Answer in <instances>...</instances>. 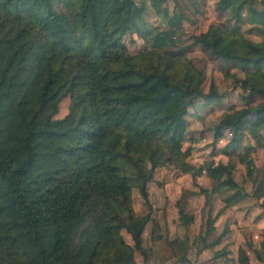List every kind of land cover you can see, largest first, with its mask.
<instances>
[{"label":"trees","instance_id":"1","mask_svg":"<svg viewBox=\"0 0 264 264\" xmlns=\"http://www.w3.org/2000/svg\"><path fill=\"white\" fill-rule=\"evenodd\" d=\"M147 1L156 11L165 2L0 0V264H137L134 251L146 255L148 225L150 241L160 240L148 183H157L166 165L210 182L187 190L202 195L208 206L192 241L197 252L221 242L224 233L210 237L224 208L246 197L264 201V166L252 156L264 149V72L263 82L241 81L244 107L223 113L211 128L214 152L230 133L220 148L227 160L194 166L191 148L183 150L184 140L195 141L188 116L196 114L190 110L199 99L209 105L222 94L213 82L205 90V69L190 59L181 74H173L131 54L126 33L164 53L179 36L178 14L168 18L167 28L146 24ZM260 1L262 10L254 0H216L215 9L236 23L247 10L261 40L222 23L194 35L192 45L256 73L264 60ZM255 93L262 99L249 105ZM66 97L68 112L56 118ZM237 164L243 167L240 183L234 178ZM134 188L148 208L144 214L134 210ZM215 195L223 208L211 216ZM178 218L185 228L195 221L182 208ZM167 244L175 261L189 262L182 240ZM248 259L239 247L234 264Z\"/></svg>","mask_w":264,"mask_h":264},{"label":"rangeland","instance_id":"2","mask_svg":"<svg viewBox=\"0 0 264 264\" xmlns=\"http://www.w3.org/2000/svg\"><path fill=\"white\" fill-rule=\"evenodd\" d=\"M135 1L139 3V0ZM215 2L216 0H165L159 11L154 10L149 1L146 2L147 10L143 13V18L150 27L167 28L169 17L173 14H178L180 17L177 29L179 36L176 38L175 45L169 48L170 52H167L170 56H167V53H164L163 50L152 49L136 34L126 33L123 36L124 43L139 62L160 64L173 74H181L190 59L197 67L205 69V90L213 82L222 94L219 100L211 102L209 105H204V100L199 99L193 109L190 110L192 114H196V116H188L190 136L195 141L184 140L183 150L188 151L191 148V155L188 159L194 166H198L211 158L215 162L221 159L227 160L220 148L230 137V133L226 131L225 136L217 141L218 151L214 152L215 149L211 146L213 138L211 128L223 113L234 112L244 107L246 101L242 97L241 81L246 79L263 82L260 72H264V60L257 64V72L249 75V73L242 71L240 67L235 66L233 62H224L204 52L200 46L192 45L194 35L205 31L210 25L222 23L237 26L239 32L250 39H262V36L250 22L247 10L242 11L241 20L236 23L233 19L227 20V11L220 12L216 10ZM260 2V0H254V7L262 10L263 5ZM164 10L167 12L166 16H164ZM168 57L171 60H168ZM236 78L238 81H235ZM261 99L262 97L255 93L250 97L248 104L255 105ZM69 102L68 97L60 102L59 110L55 115L56 118L63 117L68 112ZM249 144H253L251 140ZM252 156L257 166H264V149H258L253 152ZM159 170L156 176L158 182L149 183L148 189L154 200L151 214L154 213L160 224V230H158L160 240L150 241L148 225L143 240L146 255L143 256L139 251H134L137 264L143 262L151 264H234L237 260L239 247L244 249L249 258L247 264H264L263 200L256 201L251 197H246L236 205L224 208L215 220V232L210 237L212 240L219 234L224 233L221 242L197 252L192 246V241L201 221L206 218L205 211L208 206L204 207V197L202 195H190L187 190L197 189L196 185L207 187L210 182L202 175L193 176L189 173H182L173 166L166 165ZM242 177L243 167L237 164L234 178L240 183ZM249 189L250 187L246 188L248 191ZM132 197L136 214H144L148 211L136 188L132 191ZM213 202L211 216H214L219 209L223 208V202L217 195L214 196ZM179 208H182L186 215L195 217V221L188 228L179 223ZM202 209L204 210L203 213ZM121 233L125 241L132 245L130 235L125 230H122ZM174 238L182 240L183 246L187 249L189 262L175 261L167 244L168 241ZM216 251H225L227 254L222 257H215L214 253Z\"/></svg>","mask_w":264,"mask_h":264},{"label":"crops","instance_id":"3","mask_svg":"<svg viewBox=\"0 0 264 264\" xmlns=\"http://www.w3.org/2000/svg\"><path fill=\"white\" fill-rule=\"evenodd\" d=\"M159 171H160V170H158L157 174L159 173ZM150 183H151V182H150ZM155 183H156V182H155ZM148 184H149V183H148ZM148 190H149V189H148ZM149 193H150V192H149ZM150 196H151V194H150Z\"/></svg>","mask_w":264,"mask_h":264}]
</instances>
